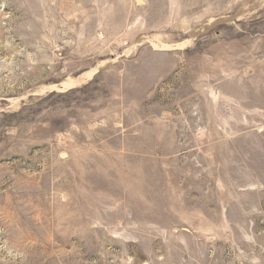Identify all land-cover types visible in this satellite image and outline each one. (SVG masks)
Listing matches in <instances>:
<instances>
[{
	"label": "rangeland",
	"instance_id": "1",
	"mask_svg": "<svg viewBox=\"0 0 264 264\" xmlns=\"http://www.w3.org/2000/svg\"><path fill=\"white\" fill-rule=\"evenodd\" d=\"M0 264H264V0H0Z\"/></svg>",
	"mask_w": 264,
	"mask_h": 264
},
{
	"label": "water",
	"instance_id": "2",
	"mask_svg": "<svg viewBox=\"0 0 264 264\" xmlns=\"http://www.w3.org/2000/svg\"><path fill=\"white\" fill-rule=\"evenodd\" d=\"M62 157H63V158H66V157H67V155H66V154H62Z\"/></svg>",
	"mask_w": 264,
	"mask_h": 264
},
{
	"label": "trees",
	"instance_id": "3",
	"mask_svg": "<svg viewBox=\"0 0 264 264\" xmlns=\"http://www.w3.org/2000/svg\"><path fill=\"white\" fill-rule=\"evenodd\" d=\"M99 77V75L96 76V78Z\"/></svg>",
	"mask_w": 264,
	"mask_h": 264
}]
</instances>
